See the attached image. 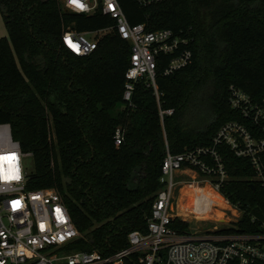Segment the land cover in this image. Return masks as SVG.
Wrapping results in <instances>:
<instances>
[{"label":"trees","instance_id":"obj_1","mask_svg":"<svg viewBox=\"0 0 264 264\" xmlns=\"http://www.w3.org/2000/svg\"><path fill=\"white\" fill-rule=\"evenodd\" d=\"M120 3L132 24L169 28L189 40L193 58L175 73L165 70L177 54L158 57L160 101L145 79L132 102L124 100L132 44L116 29L88 56L62 45L65 29L108 28L110 16L66 12L60 0H0L10 34L0 38V123H10L22 150L33 153L28 189L63 194L84 235L72 248L104 255L127 247L130 232L148 231L167 150L211 145L225 122L240 119L229 102L232 84L264 98V0ZM161 108L174 110L164 122ZM223 150L231 179L222 193L262 215L264 190L250 161ZM194 203L182 191L179 213L189 218ZM250 220L246 213L238 224L253 230ZM188 225L176 219L172 227Z\"/></svg>","mask_w":264,"mask_h":264},{"label":"built area","instance_id":"obj_2","mask_svg":"<svg viewBox=\"0 0 264 264\" xmlns=\"http://www.w3.org/2000/svg\"><path fill=\"white\" fill-rule=\"evenodd\" d=\"M60 1L66 12L90 16L100 10L114 21L110 27L95 31L65 29L62 45L72 53L92 54L112 29L132 44L124 91L127 102L133 100L136 83L144 79L160 101V55L177 54L168 64L166 75L184 68L193 58L188 38L169 28L150 30L144 23L132 24L120 0ZM137 1L147 6L164 0ZM229 91L231 108L240 119L225 122L211 145L176 154L167 150L162 166L163 187L153 203L148 231L130 232L129 245L109 255L72 248L84 235L73 221L63 194L54 188L28 189L27 159L33 153L22 150L10 123H0V264H264V213L246 212L222 193L231 179L223 147L250 161L252 179L264 190V98L257 99L234 84ZM173 112L161 108L163 122ZM124 141L125 130L119 127L115 142L120 145ZM181 174L192 178L177 180ZM184 185L210 186L224 198L228 205L225 208L234 210V218L224 213L227 220L223 221L211 215L213 211H207L201 219L198 215H181L176 196ZM246 213L253 230H244L238 224ZM176 219L188 223V227H172Z\"/></svg>","mask_w":264,"mask_h":264},{"label":"rangeland","instance_id":"obj_3","mask_svg":"<svg viewBox=\"0 0 264 264\" xmlns=\"http://www.w3.org/2000/svg\"><path fill=\"white\" fill-rule=\"evenodd\" d=\"M9 35L10 34H9V30L7 27L5 17L3 13L0 11V38L9 37ZM89 37L92 38L93 35L90 34ZM27 161H28V169L29 171H31L34 167V159L33 157H28ZM180 176L177 177L176 179L189 181L192 178V177H187L182 174ZM182 191L183 193L188 195L190 198H192L195 202L193 205L195 212L191 214L192 217L197 216V215L206 217L208 214L207 211H213L211 212V215L220 216L223 221L227 220L226 217H224V213H225V216H227V218H234V214H233L234 210L226 209L225 207H228V205L226 204L225 200L222 198V196H220L217 192H215L210 186L195 187V186H190V185H184L182 190H180L177 193V196H176L177 198H179ZM184 216H187V215H184Z\"/></svg>","mask_w":264,"mask_h":264},{"label":"water","instance_id":"obj_4","mask_svg":"<svg viewBox=\"0 0 264 264\" xmlns=\"http://www.w3.org/2000/svg\"><path fill=\"white\" fill-rule=\"evenodd\" d=\"M253 187H254V189H256V185L255 184H253Z\"/></svg>","mask_w":264,"mask_h":264},{"label":"bare ground","instance_id":"obj_5","mask_svg":"<svg viewBox=\"0 0 264 264\" xmlns=\"http://www.w3.org/2000/svg\"><path fill=\"white\" fill-rule=\"evenodd\" d=\"M223 198V197H222ZM224 199V198H223ZM224 208V207H223ZM201 219V218H200ZM222 219V218H221Z\"/></svg>","mask_w":264,"mask_h":264}]
</instances>
